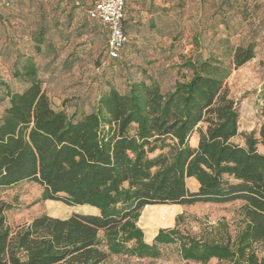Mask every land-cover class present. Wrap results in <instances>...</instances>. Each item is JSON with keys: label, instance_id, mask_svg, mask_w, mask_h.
Returning a JSON list of instances; mask_svg holds the SVG:
<instances>
[{"label": "trees", "instance_id": "obj_1", "mask_svg": "<svg viewBox=\"0 0 264 264\" xmlns=\"http://www.w3.org/2000/svg\"><path fill=\"white\" fill-rule=\"evenodd\" d=\"M126 10L128 36L129 0ZM255 56L253 41L236 45L229 62L191 55L183 64L191 76L172 90L163 92L154 79L133 80L125 91L101 90L92 110L78 116L53 105L36 61L18 54L13 74L27 85L4 84L9 104L0 116V188L35 181L44 200L96 212L41 213L13 228L7 217L13 204L0 199V264H104L117 254L158 259L166 244H178L184 264L212 258L264 264V151L257 146L264 145V90L259 136L247 135L244 145L235 141L240 112L228 83ZM191 176L196 190L188 185ZM235 199L244 200L246 223L234 241L177 226L147 240L138 223L148 204Z\"/></svg>", "mask_w": 264, "mask_h": 264}, {"label": "rangeland", "instance_id": "obj_2", "mask_svg": "<svg viewBox=\"0 0 264 264\" xmlns=\"http://www.w3.org/2000/svg\"><path fill=\"white\" fill-rule=\"evenodd\" d=\"M87 5L84 0H14L13 7L0 14V116L9 104L4 84L13 90L27 85L13 74L18 54L36 61L53 105L80 116L92 110L101 90L125 91L133 80L149 83L154 79L166 93L176 81L191 76L183 65L189 56L212 55L229 62L236 45L253 41L256 56L234 69L228 83L240 112V134L235 141L246 145L247 135L259 136L264 0H129L128 42L117 59L108 56L105 27L88 18ZM257 146L264 151L263 144ZM42 192V185L30 180L0 188V199L13 204L7 213L13 228L41 213L67 217L74 212H96L85 204L44 200ZM243 204L242 199L160 204L146 207L138 223L147 240L160 228L177 226L198 237L234 241L246 223ZM161 250L158 259L117 254L104 264H184L178 244L162 245ZM206 264L231 262L212 258Z\"/></svg>", "mask_w": 264, "mask_h": 264}, {"label": "built area", "instance_id": "obj_3", "mask_svg": "<svg viewBox=\"0 0 264 264\" xmlns=\"http://www.w3.org/2000/svg\"><path fill=\"white\" fill-rule=\"evenodd\" d=\"M88 3L86 12L90 19L103 24L107 32L108 56L119 58L128 40L124 30L127 14V0H84ZM13 0H0V12L9 10Z\"/></svg>", "mask_w": 264, "mask_h": 264}, {"label": "crops", "instance_id": "obj_4", "mask_svg": "<svg viewBox=\"0 0 264 264\" xmlns=\"http://www.w3.org/2000/svg\"><path fill=\"white\" fill-rule=\"evenodd\" d=\"M195 139H197V136H195ZM187 182H188V185L190 187V183L192 184V187H190L192 190H196L198 187H199V182L197 181V179L193 176L191 177H188L187 178ZM149 206H160V204H148L144 207V209L142 210V213H144V211L146 210V207H149ZM95 209V208H94ZM158 230L152 235L151 239H153V237L157 234Z\"/></svg>", "mask_w": 264, "mask_h": 264}]
</instances>
